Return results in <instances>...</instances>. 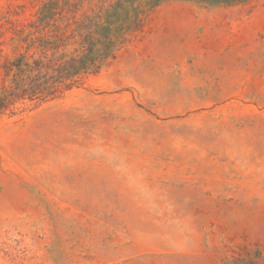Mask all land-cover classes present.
I'll list each match as a JSON object with an SVG mask.
<instances>
[{"label":"rangeland","instance_id":"1","mask_svg":"<svg viewBox=\"0 0 264 264\" xmlns=\"http://www.w3.org/2000/svg\"><path fill=\"white\" fill-rule=\"evenodd\" d=\"M40 1L0 0V57ZM0 264H264V0L166 2L0 118Z\"/></svg>","mask_w":264,"mask_h":264},{"label":"trees","instance_id":"2","mask_svg":"<svg viewBox=\"0 0 264 264\" xmlns=\"http://www.w3.org/2000/svg\"><path fill=\"white\" fill-rule=\"evenodd\" d=\"M170 1L235 7L259 0H41L32 19L13 26L11 54L0 57V118L81 87L143 32L152 11Z\"/></svg>","mask_w":264,"mask_h":264}]
</instances>
